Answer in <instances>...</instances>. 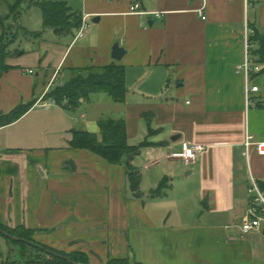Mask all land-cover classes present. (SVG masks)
I'll return each mask as SVG.
<instances>
[{"label": "crops", "instance_id": "0c3cea01", "mask_svg": "<svg viewBox=\"0 0 264 264\" xmlns=\"http://www.w3.org/2000/svg\"><path fill=\"white\" fill-rule=\"evenodd\" d=\"M63 1L92 18L86 34L76 39L80 25L48 27L32 56L36 44L11 46L17 58L0 76L1 113L34 102L0 126V223L24 224L38 243L83 251L92 264L128 256L264 264V232L240 229L250 176L264 180V155L254 146L249 162L244 155L247 131L264 141V73L255 79L261 105L252 107L236 71L246 26L264 37V0H207V19L197 11L203 0ZM135 3L144 13L131 11ZM116 42L126 50L121 60L112 56ZM112 62L125 67L126 99L98 94L95 105L126 120L130 145L149 142L121 163L72 145L78 129L100 133L103 108L77 114L45 97L53 76L65 83L77 69ZM184 142L205 146L194 163L173 156ZM128 161L141 173L139 192ZM161 183L168 186L153 194ZM6 241L0 264L16 253Z\"/></svg>", "mask_w": 264, "mask_h": 264}, {"label": "trees", "instance_id": "16d2710c", "mask_svg": "<svg viewBox=\"0 0 264 264\" xmlns=\"http://www.w3.org/2000/svg\"><path fill=\"white\" fill-rule=\"evenodd\" d=\"M25 0H13L10 4V14L17 19L21 13L20 7ZM42 10L43 23L45 27H52L58 31L72 26H79L81 15L63 0H36ZM0 25L4 22L0 20ZM14 24L3 30L0 34V76L12 66L7 63L11 55L10 43L16 38L18 32H14ZM254 42L258 43L254 54L258 61L264 65V37L259 33L252 35ZM75 74L64 83L63 86L51 88L45 95L47 98L54 99L57 104L76 108L84 101H90L94 93L105 92L114 101L124 102L126 99L127 86L125 82V67L118 62H112L104 66H86L75 70ZM264 73V69H263ZM34 102L20 104L8 113L0 112V126L10 124L23 116ZM100 133H92L86 130L78 129L72 145L75 148H87L100 156L104 157L110 163H121L124 158H132L141 149L148 145L144 142L141 145L134 146L128 142L127 125L124 118L106 117L99 120ZM128 164V178L130 187L134 192H139L141 184V173L136 167ZM264 190V181H260ZM168 185L161 183L152 193L158 194L165 190ZM0 233L8 240L21 246H32L45 254L44 259L36 261L29 260L22 264H92L89 256L83 251L66 252L55 249L45 244L38 243L34 239V229L21 224L18 226L3 225L0 223ZM105 264H144L133 256L113 257Z\"/></svg>", "mask_w": 264, "mask_h": 264}, {"label": "built area", "instance_id": "2783aa9c", "mask_svg": "<svg viewBox=\"0 0 264 264\" xmlns=\"http://www.w3.org/2000/svg\"><path fill=\"white\" fill-rule=\"evenodd\" d=\"M248 5L251 0H245ZM207 5V0L202 1V5L197 9L199 15L202 19H207L205 13V8ZM140 7L139 3H135L131 6V11L137 13H144V11L138 10ZM159 16L161 13L156 12ZM88 14H84L80 21V27L76 34V39L83 37L89 27L88 23ZM253 30L249 25L245 28V56L241 63L236 66V71L241 73L245 77V96L247 106L259 107L261 105V100L256 96L261 90V87L256 84L255 79L263 74L264 65L258 61L257 56L254 54L255 42L252 39ZM30 72L33 70L28 69ZM64 82L57 80L56 76L50 80L47 86V90H50L53 87L63 86ZM254 135L250 132H246L245 136V151L244 155L247 162L250 158L251 147H255L257 152L260 155H264V141L255 140ZM205 149V146L202 144H193L190 142H184L183 149L179 152L173 153L174 157H180L185 160L187 163H194L200 153ZM264 181V180H263ZM247 207L245 214L242 217L240 229L245 233L252 231L264 232V190L260 185V179L255 177L253 174L250 176L249 185L247 189Z\"/></svg>", "mask_w": 264, "mask_h": 264}, {"label": "rangeland", "instance_id": "374dc122", "mask_svg": "<svg viewBox=\"0 0 264 264\" xmlns=\"http://www.w3.org/2000/svg\"><path fill=\"white\" fill-rule=\"evenodd\" d=\"M36 0H25L20 7L21 13L18 15L17 19H15L10 14V4H13V0H0V20L4 22V26L2 27L0 25V34L3 32V30H7V28L11 25H13L14 21L16 22V25H14L13 29L14 32H18L16 38L10 43V49L12 47H20L21 50H24L28 48L29 44H36L35 50L33 52L29 51L26 55L32 56L34 52H37L36 49L39 47V43L41 38L44 37L45 32L48 27L44 26L43 23V16H42V10L41 8L35 4ZM79 4V0H76ZM89 23H92V18L89 20ZM45 40V39H44ZM257 47H255L256 49ZM20 50V51H21ZM27 50V49H26ZM19 57V56H18ZM17 58V57H15ZM15 58L8 59L9 62H13ZM28 59L26 57L24 60ZM16 60V59H15ZM108 95L105 92H98L94 93L91 96V101H84L80 104V106L76 108H71V111L74 113L79 114L80 111L84 109H89L93 113V111H98L103 108V114L106 118L107 116H111L113 113H109L107 110L109 107H106V105H95L96 102H98L96 99L97 95ZM109 96V95H108ZM81 123V122H80ZM79 124V123H78ZM77 124V126H78ZM7 237L0 234V251L4 253L5 258L7 256V253L9 251V245L6 241ZM14 243V242H13ZM16 253L14 256H11L10 254V261L9 264H22L29 260H38V259H44L45 254L40 251L39 249H36L32 246H24L20 244H16ZM1 253H0V262H1Z\"/></svg>", "mask_w": 264, "mask_h": 264}, {"label": "water", "instance_id": "95a60500", "mask_svg": "<svg viewBox=\"0 0 264 264\" xmlns=\"http://www.w3.org/2000/svg\"><path fill=\"white\" fill-rule=\"evenodd\" d=\"M95 20H99V17H97V19H95ZM125 52H126L125 48L122 47L119 42H116L114 44L113 50H112V56H113L114 59L121 60L122 57L124 56ZM81 126L82 125L79 124L78 128H81Z\"/></svg>", "mask_w": 264, "mask_h": 264}]
</instances>
